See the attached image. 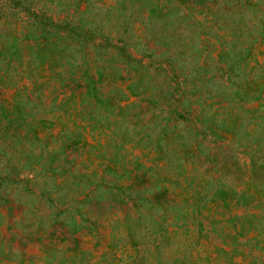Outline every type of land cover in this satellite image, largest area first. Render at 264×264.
Returning a JSON list of instances; mask_svg holds the SVG:
<instances>
[{
	"label": "rangeland",
	"instance_id": "rangeland-1",
	"mask_svg": "<svg viewBox=\"0 0 264 264\" xmlns=\"http://www.w3.org/2000/svg\"><path fill=\"white\" fill-rule=\"evenodd\" d=\"M15 2L0 264H264V0Z\"/></svg>",
	"mask_w": 264,
	"mask_h": 264
},
{
	"label": "trees",
	"instance_id": "trees-1",
	"mask_svg": "<svg viewBox=\"0 0 264 264\" xmlns=\"http://www.w3.org/2000/svg\"><path fill=\"white\" fill-rule=\"evenodd\" d=\"M8 1L12 2L13 4H16L15 0H8ZM21 4L23 5V2H21ZM125 56L131 57L129 53H126Z\"/></svg>",
	"mask_w": 264,
	"mask_h": 264
}]
</instances>
